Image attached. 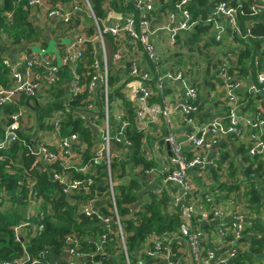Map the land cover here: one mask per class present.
Wrapping results in <instances>:
<instances>
[{
    "label": "built area",
    "instance_id": "1",
    "mask_svg": "<svg viewBox=\"0 0 264 264\" xmlns=\"http://www.w3.org/2000/svg\"><path fill=\"white\" fill-rule=\"evenodd\" d=\"M111 1H103L104 12L110 21L105 25L102 17L96 15L89 0H73V5L68 9L51 6L50 0H27L31 10L38 6L47 7L46 13L48 16L57 17L66 24L71 22L74 13L79 11L83 5L85 14L91 18L90 24L94 26L95 34L93 36L86 35L82 32L83 27L67 45L65 52L63 54L59 53L57 61L48 54L44 47H40L36 52L24 51L13 64L7 58H3L2 63L8 67L11 81L7 84L0 81V107L10 105L15 109L6 115L7 122L0 134V151L16 141H21L45 168L50 169L51 178L62 185V192L68 198H71L78 190L89 192L90 187L95 183L93 175H95L96 166L101 163L104 164L108 173L104 180L108 194L106 198L111 203L110 208L113 216L100 218L106 225L111 221L116 223L125 264H130L124 245L123 223L118 215L115 200V188L118 183L110 171L111 159L114 156L111 154V150L115 146H119V149L129 151L132 146V140L126 135V129L131 125V122L125 111L119 108V101L122 103V100L120 98L110 99L112 88L109 84V74L112 66H116V70L124 72V81L130 80V82L136 83L130 96L129 91L123 93L125 98L132 102V121L139 131H142L144 127L142 122H152L160 118L164 120L165 125L170 129L174 123L172 117L174 112H178L182 122L190 127L184 132V137L192 148L191 153L184 150L183 144L178 141L177 136L171 132V129L169 130L164 141L169 145L170 157L161 166L159 173L164 176V180L178 185V192L170 194L169 198L171 205L177 208L180 213L181 222L178 233L189 245L192 264H203L204 261L215 257L212 249L202 245V239L210 240L212 237H216L221 242L225 240L229 245L221 256H217V259L222 262L229 260V264H236L234 260L239 253L241 242L252 236L261 237L264 232L250 230L252 225L247 222L248 213L243 211H234L230 216V220L224 222L223 218L226 216V211L216 202L211 193L204 194L201 198L193 195L195 184L188 176L187 170L195 166L202 167L205 164H213V160H210L209 163L206 161V152L208 149L214 148L216 139L221 134H227L240 138H244L245 135L248 137L244 140L247 154L251 157L257 156L261 160L263 163L261 173L263 174L264 110L259 108L251 115L240 112L242 99L238 94V90L242 87L243 80L237 74L229 72L230 64H228V58H226L218 67V74L222 79L225 90V116L215 117L204 124H198L195 117L198 111V87L186 78L187 68L184 65H179L173 69L164 66L159 55V48L152 38L157 32L165 31L168 34V43L173 47L177 44L176 34L178 32L192 30L196 25L203 23L211 25L215 31V39L221 41L227 27L220 22L219 18L224 16L227 18L228 28L231 30L232 35L248 40L252 37L249 25L245 30L240 28L237 20V9L228 0H221L204 19L201 17L194 19L192 17L188 8L191 0H179L173 3L171 9L167 10L166 21L158 26L153 23V15L160 0H131L134 11L126 12L122 17L116 15V11L111 7ZM260 7L261 5L258 2L253 7L252 15L257 14L261 9ZM4 8L5 0H0V11L3 10L6 18L11 19L13 10ZM0 32H2L1 28ZM105 35L112 36L118 42L116 50L108 51ZM126 39L127 44L143 54L147 66H144L137 58L126 57ZM85 42H91L94 48L97 44L99 49L97 55L95 48L96 58L90 65L93 75L87 85L80 84L79 76L74 71L79 59L82 57ZM65 64L72 69L71 79L66 84V93L62 96L65 112H72L70 101L86 89L88 97L85 105L80 109H74L73 113L92 130L97 128L99 131L98 136L94 137L95 140L89 150L91 157L87 161L82 159L81 152L85 150L86 144L81 136L76 132L60 133L63 110L51 111L49 115L42 119L41 123L44 128H41L36 113L33 123L29 124L26 120L30 116L27 114L30 99L26 100V104L18 103L20 94H25L31 98L40 87H51L58 84L60 82V67ZM254 64L258 67L256 72L257 83H252L250 89L264 93V59L256 56L254 57ZM173 83L180 85L182 100L171 105L165 99V93L168 84ZM155 97H159L160 100L158 102L152 101L151 99ZM111 105L114 112L110 109ZM98 116L100 117L99 121L97 120ZM111 116H113V119L110 118ZM48 130L53 135L54 141L47 140ZM21 135H24V137ZM74 145L77 146L73 151ZM71 171L81 172L85 176L72 177ZM144 173L151 176L158 172L154 167H148L145 168ZM250 176L248 178L255 181L258 175L252 172ZM262 181L264 184V176H262ZM23 183L28 207L26 218L13 226L15 239L20 242H24L29 232L33 234L43 228V224H37L34 221L40 215L38 208L41 202L35 181L27 177ZM162 191L158 188L153 190L152 193L160 194ZM225 193L228 196L226 199L228 204H233L234 200L229 196V192ZM96 196L97 193H94L93 198L81 201L79 210L87 216L97 214L98 208L93 209L91 205L96 200ZM261 196L264 200V190L261 192ZM0 205L9 207L8 195L5 190H0ZM261 217L264 222V211ZM194 218L206 222L217 220L219 223L213 231H201L196 225H190V221ZM163 236H157L151 247L143 250V255L140 258L143 260L145 258L149 260L158 258L159 264H176L169 261L171 249L167 246ZM105 237V235H102L99 242L103 241ZM22 246L23 254L20 257L0 260V264H41L42 257H51L47 252L41 251V258H33L26 251L23 244ZM63 248V255L68 254L70 257L86 256L77 250V240L72 235L66 236ZM96 254L105 255L101 244H98L95 252L89 255ZM56 258L58 259V257ZM67 261L69 264H82L83 262H75L71 259ZM258 261L255 264H264V258L261 259V262ZM98 262L93 263L97 264Z\"/></svg>",
    "mask_w": 264,
    "mask_h": 264
},
{
    "label": "trees",
    "instance_id": "2",
    "mask_svg": "<svg viewBox=\"0 0 264 264\" xmlns=\"http://www.w3.org/2000/svg\"><path fill=\"white\" fill-rule=\"evenodd\" d=\"M89 1L96 15L101 17L104 12V9L101 8V4L104 0ZM177 1L179 0H173V3ZM220 1L221 0H191L188 8L194 19L198 18L199 15L204 19L208 14L206 5L209 4L211 7H215ZM228 2L237 9V20L240 28L245 30L247 25H249L252 33V37L248 38V42L250 43L239 37H234L235 40L242 42L243 49H239L236 52V63L232 66L229 65L228 70L232 74H237L241 61L247 58L251 59L252 68L254 67L257 72L258 67L254 64V57L255 54H257L256 51L260 44V39H264V24L262 22H257L250 25L249 23L252 17L257 15H252V12L253 7L258 4V0H228ZM111 7L115 11L122 13L134 11L131 1L123 4L121 0H112ZM4 9L13 10L11 19L6 18L3 10L0 11V28L12 40V43H28L37 41L41 38L38 31L28 19L31 9L27 4V0H5ZM90 26L93 25H85L82 32L88 36H93L95 34V28L94 26L90 28ZM208 28L209 26L203 23L198 24L193 39L196 40V35ZM43 45H45V42L42 43V46ZM261 54L260 59H264V49ZM95 58L96 52L93 44L91 42H85L82 57L79 59L74 70L79 76L80 84H88L93 75V70L90 65ZM2 60L0 55V81L6 84L9 69L2 63ZM209 61L212 62L216 60L209 59ZM60 69V82L49 88L53 99L45 103L44 106L35 107L36 118L40 122V127L42 128L43 124L41 121L45 116L49 115L53 110H63L64 114L60 133L69 134L71 132H76L81 136L83 142L86 144L85 150L81 152L82 159L83 161H87V159L91 157L89 150L95 138L92 129L86 125L83 120L76 117L73 110L80 109L85 105L88 92L84 89L83 92L77 94L73 100L70 101L72 112L66 113L62 96L66 93L64 85L70 81L72 69L67 64L62 65ZM109 81L112 88L110 99L114 100L120 98L122 100L123 106H125L128 111V119L131 122V125L126 129L127 137L132 140V146L128 151L129 153L126 155L125 159L116 156H113L111 159V174L115 178L114 174L119 171L120 174L116 175L118 179L126 173L124 167L127 164H131L132 167L141 165L144 168H148L152 167L154 162L148 161L144 156L142 146L143 133L136 128L132 121L133 109L130 101L125 98L124 93L121 91L122 84L116 85L118 78L114 74L111 75V73L109 74ZM218 81L222 83L220 77ZM255 83L257 82L255 81ZM27 99L30 98L25 94H20L18 103L26 104ZM155 100L159 101L160 98L155 97ZM198 104H200L199 100ZM14 109L15 108L10 105L0 107L3 113L2 117L5 120L4 125L7 122L6 115ZM3 126L1 119L0 134L3 130ZM21 136L24 137V135ZM241 149L242 148L239 150ZM245 159L250 162L249 166L244 169L245 174L248 176V174L253 172L258 175L255 181H251L250 179V181L246 183L247 188L244 193L248 197L247 202L249 203H247V206L253 207L255 204L256 207L259 208V206L264 204V200L261 196V192L264 190V184L262 183V176H264V173H261L263 170V163L257 156L251 157L247 154ZM107 174L104 164L101 163L97 165L95 175H93L95 183L90 187L89 192L78 190L71 198H68L62 192V185L51 178L50 169L45 168L21 141H16L10 144L6 149L1 150L0 190H5L7 193L9 207L0 205V260L20 257L23 254V244L26 251L33 258H41L40 252L43 251L59 259H51L49 256L42 257L41 264H69V262L63 258V247L66 236L72 235L77 240V250L85 255L94 253L96 246L101 244L105 251V255L97 264H117V262L112 259L114 253L122 251V244L117 233V225L114 221L106 225L100 218L113 216L110 208L111 203L107 200L105 204L98 207L97 214L94 213L90 216L85 215L79 210L80 202L93 198L94 193H97V195L101 197H107L108 194L104 184ZM71 176L80 178L85 175L81 172L71 171ZM27 177L34 179L37 193L41 200L38 208L40 215L36 217L34 221L37 224H43V228L33 234L29 232L24 242H20L15 239L13 226L26 218L28 207L23 181H25ZM224 186L232 189L238 188L239 185L235 183H224L221 185V187ZM139 188L140 184L137 178H131L127 183L118 184L115 188L117 212L123 223L124 245L130 264H135L133 263V258H135L137 254L136 250L145 242L147 237L150 235L161 236L176 232L181 222L179 211L171 205L169 195L164 191L160 194L151 192L149 200L142 205L141 209L133 211L132 206L137 201ZM196 221V218L192 219L190 225H197ZM252 225L254 228H258V230H264V227L257 223ZM102 235L106 237L103 241L99 242ZM250 250L251 253L249 255L245 254L243 255L244 257L240 258L249 259L250 262H254L255 259L261 262V259L264 258V235L261 237H251ZM140 255H143V253ZM121 260L125 262L124 254ZM236 260H240L239 256ZM82 264L94 263L92 261H83Z\"/></svg>",
    "mask_w": 264,
    "mask_h": 264
},
{
    "label": "crops",
    "instance_id": "3",
    "mask_svg": "<svg viewBox=\"0 0 264 264\" xmlns=\"http://www.w3.org/2000/svg\"><path fill=\"white\" fill-rule=\"evenodd\" d=\"M73 1V0H72ZM71 0H50V5L54 7H61L62 9H68L73 5ZM123 4L131 0H121ZM261 5L260 11L256 16H253L250 20V25L262 22L264 24V0H258ZM82 5V3H81ZM173 5V0H160L155 7L153 23L158 26L163 24L166 21L167 10L171 9ZM208 9V14L212 11L213 7L209 4L206 5ZM103 7V2L101 4ZM47 7H36L32 8L31 13L28 19L33 24L34 28L40 34V39L37 41H32L28 43L15 44L12 43V40L2 32H0V55L3 58H7L10 63H15L22 53L25 52H36L33 50L34 46L38 48L43 47L46 49L48 44L54 42V52H49L48 54L53 57L56 61L59 53H64L67 45L74 38L75 34L82 30L85 25L90 24L85 22L83 14L85 13L83 5L80 7V10L74 13L71 23L66 24L59 20L57 17L48 16ZM207 14V15H208ZM118 17H122L124 13L117 12ZM103 23L107 25L110 21L106 16L105 12L102 14ZM198 17H201L200 15ZM220 22L227 27L226 32L223 34L221 41L215 39V31L211 25L208 29L202 30L199 34L196 35V40H194V35L196 34V26L189 31H180L177 35V44L175 46H170L168 43V34L165 31H159L152 38L153 42L159 48V55L161 57L162 63L165 67L173 69L180 64H185L188 66L186 78L190 83L195 84L199 89V101L198 111L196 112V122L198 124H204L215 117H224L225 116V90L223 88V83H219V74L218 67L219 64H222L226 58L230 66L234 65L237 60L236 52L239 49H243V44L240 41L234 39L231 30L228 28L227 18L220 16ZM45 42V45L42 46V43ZM248 42V40H246ZM107 49L109 52L116 50L118 47V42H116L112 36L107 35L106 39ZM250 43V42H248ZM96 52L99 51L97 44L95 45ZM203 50L205 56H198L196 50ZM264 49V39H260V44L257 47L256 56H261ZM30 50V51H29ZM125 54L128 58H137L140 62L147 66L146 58L141 54L140 51L132 48L129 44L125 45ZM197 54V55H195ZM251 54V53H250ZM98 55V52H97ZM209 59H215L216 61L210 62ZM197 62V63H196ZM8 68V67H7ZM111 75H115L118 78L116 85L122 84L121 91H129V96L131 95V90L136 84L130 80L124 81V72L121 70H116V66H112L110 71ZM237 75L242 78L243 85L238 90V94L242 99L241 106L239 108L240 112L243 114L251 115L254 114L259 108L264 110V93L261 91H255L250 89L252 83L256 81V70L252 68L251 59H243L239 65ZM10 74L8 73V78L6 84L9 83ZM67 89L66 84L64 85ZM48 86H42L38 89L34 96H31L29 105L27 106V114L35 115V107L44 106L45 103L53 99V96L50 94ZM125 96V94H124ZM165 99L171 104L174 105L182 100L181 87L178 83L168 84L165 93ZM156 101L155 98L151 99ZM131 107H132V102ZM120 109L125 111L128 118V111L125 106H121L119 101ZM29 116L32 117V116ZM35 117V116H34ZM174 123L172 125L171 132L177 136L179 142L183 144L184 150L187 153H191V146L186 141L184 137V132L189 129V126H186L178 112H174L172 115ZM100 117L98 116L97 120L99 121ZM143 121H145L143 119ZM144 126L142 129L143 139V153L145 158L148 161L154 162L152 167L158 172L157 174L148 176L144 173L145 168L141 165L135 167L134 170L141 171L136 172L137 179H142V185L137 193V201L132 206L133 210L141 209L142 205L149 200V193L158 188L162 189L168 195L176 194L178 192V185L163 179L159 173L161 166L168 160L170 157V148L169 145L164 141L165 136L168 134V127L165 125L162 118L155 121L142 122ZM94 137H97L99 131L96 129L92 130ZM47 140L54 141L53 135L48 130V135H46ZM248 137L245 135L244 138H240L233 135L221 134L215 142L214 148L208 149L206 152V161L213 160V164H205L202 167H192L188 168L187 174L192 179L195 184L194 196L202 197L204 194L211 193L214 196V199L220 206L226 211V216L223 218L224 222L230 220L231 214L236 211H243L248 213L247 222L249 224L257 223L264 227V222L262 220L261 214L264 211V204L256 207L254 204L253 207H248L247 202L248 197L244 193L247 186L246 183L250 181V174L248 176L245 174L244 169L247 168L250 164L249 160L245 159L247 156V147L246 140ZM76 149L77 145H74ZM242 148L241 150H239ZM121 150V149H120ZM246 155V156H245ZM218 157V158H217ZM80 161V160H78ZM249 177V178H248ZM118 183V181H117ZM121 183V181L119 182ZM235 183L238 184V188L229 189L226 186L221 187L222 184ZM234 200V203L229 205L227 202V194ZM96 200L91 204L93 209H97L100 205L105 204L107 201L106 198H103L97 195ZM196 227L201 231H213L218 226L217 220H211L209 222L202 221L197 219ZM195 222V223H196ZM258 230L254 228L253 225L250 230ZM248 230V231H250ZM166 241L167 246L171 249L170 262H175L176 264H192L191 260V251L187 242L179 236L178 231L167 233L163 236ZM157 239V235H150L147 237L144 243L139 246L136 250V256L133 258V263L135 264H159L158 258L156 259H141L140 254L148 247H151L152 242ZM250 239L251 237L243 240L239 246V261L234 260L236 264H255L250 262L249 259L240 258L244 257L243 255H249L250 250ZM219 241L216 237H212L210 240H203L202 245L206 248H210L214 251L215 257L208 259L203 262V264H229V260L222 262L220 259H217V256H221L227 248L228 243ZM123 256V251H117L113 254L112 259L117 262V264H125L121 257ZM51 259H57L56 256L51 255ZM140 258V259H139Z\"/></svg>",
    "mask_w": 264,
    "mask_h": 264
},
{
    "label": "rangeland",
    "instance_id": "4",
    "mask_svg": "<svg viewBox=\"0 0 264 264\" xmlns=\"http://www.w3.org/2000/svg\"><path fill=\"white\" fill-rule=\"evenodd\" d=\"M91 27H93V26H90V28ZM91 32H92V30H91ZM4 33V32H3ZM105 38H107V35H105L104 36ZM54 42L53 41H51L49 44H48V46L46 47V51L49 53V52H54ZM39 48L37 47V46H34L33 47V50H38ZM109 51V50H108ZM196 53H198V56H205V53H204V51L203 50H201V49H199V50H196ZM195 55H197V54H195ZM197 63V62H196ZM180 65H182L183 66V64H180ZM184 66L186 67V68H188V66L186 65V63L184 64ZM187 71V70H186ZM189 71H190V69L188 70V72L187 73H189ZM111 111L112 112H114V109L112 108V105H111ZM29 115H31V114H29ZM3 113H2V111L0 110V120L2 119V126L4 125V119H3ZM32 116V115H31ZM111 119H113V116H111L110 117ZM27 120V122L29 123V124H31V123H33L34 122V116H32V117H30V118H27L26 119ZM129 152L128 151H126V150H123V149H119V147L118 146H115V148L113 149V150H111V154L112 155H114V156H116V157H118V158H122V159H125L126 158V155L128 154ZM135 169V167H132L131 166V164H127L125 167H124V170H125V174L124 175H122V177H120V178H118L117 179V177H116V175H119L120 174V172L118 171V172H116L115 174H114V176H115V178L117 179V181H118V184H124V183H127L128 182V180L129 179H131V178H137V175H139V174H137L136 172H140L141 173V171H138V170H134ZM121 181V183H119ZM138 182H139V184H140V186L143 184L142 183V179L140 178H138ZM140 189V188H139ZM103 195H105V194H103ZM149 196H150V193L148 194ZM103 198H105V196L103 197Z\"/></svg>",
    "mask_w": 264,
    "mask_h": 264
},
{
    "label": "water",
    "instance_id": "5",
    "mask_svg": "<svg viewBox=\"0 0 264 264\" xmlns=\"http://www.w3.org/2000/svg\"><path fill=\"white\" fill-rule=\"evenodd\" d=\"M34 9H36V7H34ZM83 17L85 19V22L87 23H91V18L87 15V14H83ZM30 51V50H29ZM79 142V140H78ZM104 255H100V254H96V255H86V256H68V254H64L63 258L68 260L71 259L75 262H82V261H92V262H97L99 261L101 258H103Z\"/></svg>",
    "mask_w": 264,
    "mask_h": 264
}]
</instances>
